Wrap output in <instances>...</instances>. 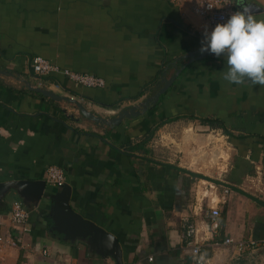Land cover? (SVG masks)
<instances>
[{
    "label": "crops",
    "instance_id": "1",
    "mask_svg": "<svg viewBox=\"0 0 264 264\" xmlns=\"http://www.w3.org/2000/svg\"><path fill=\"white\" fill-rule=\"evenodd\" d=\"M245 4L264 19L263 6ZM191 8L190 1L0 0V183L45 182L57 167L71 208L113 235L121 252L117 261L88 239L57 233L48 202L57 189L45 183L42 197L27 201L28 233L10 222L11 204L24 198L14 188L0 196L3 235L20 242L3 252L7 264H193L186 232L205 229L195 215L200 181L229 190L217 194L215 241L264 242V85L224 80L227 60L189 62L202 40ZM33 56L105 87L39 78ZM176 67L180 74L155 106L112 128L29 90L72 98L110 119L153 96L164 70L170 79ZM201 253L209 264L242 258L209 241Z\"/></svg>",
    "mask_w": 264,
    "mask_h": 264
},
{
    "label": "built area",
    "instance_id": "2",
    "mask_svg": "<svg viewBox=\"0 0 264 264\" xmlns=\"http://www.w3.org/2000/svg\"><path fill=\"white\" fill-rule=\"evenodd\" d=\"M165 2L178 6L184 2H191L192 12L201 20V38L205 27L211 30L217 23L226 20L234 11H237L234 0H164ZM31 72L39 78L63 77L72 84L88 89H102L105 87V81L88 74L74 73L67 69H62L50 61L39 56H33L29 60ZM45 183L53 188L61 189L66 185L65 174L57 167H49L46 170ZM221 192L222 197L228 195L229 190L226 187L219 186L213 182L200 181L196 188V209L195 215H202L205 221V229L190 227L186 236L190 239L191 255L193 264H209L201 253V247L204 243L210 242L215 249L231 248L237 255L244 253H253L264 242L256 240H233L226 238L221 242L215 241L220 229V211L221 201L217 194ZM10 222L13 226L19 227L22 234L28 233L29 212L23 206L22 202L16 201L11 204ZM18 238H5L3 235L2 224L0 223V264H7L2 255L6 249L18 248L20 245ZM46 255L47 251H43ZM149 261H152L149 258Z\"/></svg>",
    "mask_w": 264,
    "mask_h": 264
},
{
    "label": "water",
    "instance_id": "3",
    "mask_svg": "<svg viewBox=\"0 0 264 264\" xmlns=\"http://www.w3.org/2000/svg\"><path fill=\"white\" fill-rule=\"evenodd\" d=\"M235 2L236 9L239 11L240 5L238 0H235ZM245 5L248 7L251 13H257L261 11V9L255 5ZM185 57L189 58L190 63L204 58H214L218 60L227 59L226 56L217 57L207 52L203 54L200 53L198 57H195L194 53H189ZM180 72L181 69L176 67L174 76L168 79L166 78L165 69L160 78V84L157 87L158 90L153 96L146 98L137 106L121 110L116 117L110 119H104L100 116H96L95 114L89 112L80 102L72 98L56 95L55 93L43 88H29V90L31 92L41 94L43 97L55 102H66L67 104L74 106L85 120H88L97 126L112 128L119 126L123 120L132 119L145 114L151 107L155 106L158 103L160 97L163 96L171 87ZM0 74H2L1 71ZM10 188L16 189L20 196L24 198L22 204L28 211L29 205L27 201L32 199L36 202V200L41 198L42 194L46 190V184L43 181H16L7 184L0 183V196ZM70 198L71 188L67 184L63 188L57 189L56 192L49 195L48 202L50 204L53 229L57 233L63 234L66 238L88 239L92 245L96 246L98 249L100 248L103 251V254L108 253L106 254L107 257L110 255L119 261L121 252L116 238L110 233H107L101 227L97 226L95 223L83 218L80 214L76 213L70 206Z\"/></svg>",
    "mask_w": 264,
    "mask_h": 264
},
{
    "label": "clouds",
    "instance_id": "4",
    "mask_svg": "<svg viewBox=\"0 0 264 264\" xmlns=\"http://www.w3.org/2000/svg\"><path fill=\"white\" fill-rule=\"evenodd\" d=\"M238 3L239 11L211 30L205 27L199 52L227 57L224 80L241 84L247 79L252 85H264V19L257 20L244 0Z\"/></svg>",
    "mask_w": 264,
    "mask_h": 264
},
{
    "label": "rangeland",
    "instance_id": "5",
    "mask_svg": "<svg viewBox=\"0 0 264 264\" xmlns=\"http://www.w3.org/2000/svg\"><path fill=\"white\" fill-rule=\"evenodd\" d=\"M247 0H244V2ZM256 5L264 7V0H248ZM226 264H264V245L260 246L253 253H244L240 260H230Z\"/></svg>",
    "mask_w": 264,
    "mask_h": 264
},
{
    "label": "trees",
    "instance_id": "6",
    "mask_svg": "<svg viewBox=\"0 0 264 264\" xmlns=\"http://www.w3.org/2000/svg\"><path fill=\"white\" fill-rule=\"evenodd\" d=\"M224 60H227V59H223V60H221V61H224ZM218 61H220V60H218ZM44 79H46V80H49V81H52V82H56V77H48V78H44ZM212 125V124H211ZM213 127H216L215 125H212ZM240 260V259H239Z\"/></svg>",
    "mask_w": 264,
    "mask_h": 264
},
{
    "label": "flooded vegetation",
    "instance_id": "7",
    "mask_svg": "<svg viewBox=\"0 0 264 264\" xmlns=\"http://www.w3.org/2000/svg\"><path fill=\"white\" fill-rule=\"evenodd\" d=\"M235 1V0H234ZM235 4H236V2H235Z\"/></svg>",
    "mask_w": 264,
    "mask_h": 264
}]
</instances>
